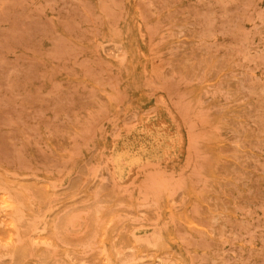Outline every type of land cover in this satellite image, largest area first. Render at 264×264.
<instances>
[{
  "label": "rangeland",
  "instance_id": "obj_1",
  "mask_svg": "<svg viewBox=\"0 0 264 264\" xmlns=\"http://www.w3.org/2000/svg\"><path fill=\"white\" fill-rule=\"evenodd\" d=\"M0 264H264V0H0Z\"/></svg>",
  "mask_w": 264,
  "mask_h": 264
}]
</instances>
